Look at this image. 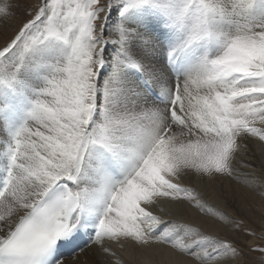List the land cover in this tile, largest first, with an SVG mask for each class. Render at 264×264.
<instances>
[{
  "label": "snow or ice",
  "instance_id": "obj_1",
  "mask_svg": "<svg viewBox=\"0 0 264 264\" xmlns=\"http://www.w3.org/2000/svg\"><path fill=\"white\" fill-rule=\"evenodd\" d=\"M246 6L43 0L25 7L28 19L0 44V81L16 80L26 54L42 45L59 42L66 54L51 65L29 119L15 132L0 179V264H126L110 243L123 248V241L171 249L195 264H239L243 249L234 239L172 219L160 205L182 212L187 202L243 230L196 185L241 180V169L253 163L241 158L250 146L258 144L264 156V23L212 28L214 18ZM116 8L119 18L110 24ZM149 8L170 32L186 33L169 39L167 53L168 38ZM14 14L11 0H3L0 19ZM213 34L221 51L181 71L178 57ZM65 247L71 255L62 254Z\"/></svg>",
  "mask_w": 264,
  "mask_h": 264
},
{
  "label": "bare ground",
  "instance_id": "obj_2",
  "mask_svg": "<svg viewBox=\"0 0 264 264\" xmlns=\"http://www.w3.org/2000/svg\"><path fill=\"white\" fill-rule=\"evenodd\" d=\"M18 1L21 0H15V2ZM15 2H12L15 9L14 16L4 18V22L6 23V25L8 24L9 28L11 29V33L12 30H15V26L13 25V17L17 16L16 13L20 12V7ZM207 2H212V0H207ZM246 4L247 6L245 8H238L237 12L227 19L214 18L212 21L213 32L215 33L218 30H230L236 23L241 22H246L253 25L264 23V0H246ZM145 13L149 16V19L152 21V23L153 21H157V19L159 20V23L160 21L162 23V21H164L165 19L162 18V16L155 9H146ZM117 19L118 17L116 16V14L115 16H109V23L114 24L116 23ZM17 29L18 27H16V30ZM165 33L168 34L169 38L173 37L175 39H183L186 35L185 32H178L175 29H173L171 32L167 29L165 30ZM0 44H2L1 37ZM221 45L222 42L220 38L217 35L213 34L211 35V37L201 40L200 45L195 46L192 44L191 46H189L185 50V52L178 57L177 65H185L187 69L195 68L199 65L204 56H208L209 58H211L217 55L221 51ZM48 47L51 48L50 46ZM194 47L201 48L200 51H197L199 52L198 54L196 52L197 55L193 54L195 51ZM63 48L64 46H62V48H59V50L62 52V55ZM52 49L51 51H48L52 52ZM55 53L53 55H56ZM18 54V52L14 51L6 62V67L9 70H11L13 62L16 60ZM42 55L40 53L38 55H35V53L26 54L25 62L17 72L16 80L12 81L11 84L0 81V89H2L3 87L13 88L16 91H29L30 89H34L38 91V95L36 96L37 99L40 95V89L43 88L46 84V77L49 76L52 65V63L45 62V58H43ZM2 74L3 72L0 71V75ZM4 129L5 127L0 120V138L7 140L8 138ZM0 154L5 155L4 150H2L1 148ZM242 159L253 160V163L251 164V166H244L241 169V180H224L222 186L220 183H217L208 188H205L202 184L196 185L197 189L201 191L204 198L208 201L209 205L213 206L215 209L222 210L234 219L239 216L241 217L242 215L247 218L250 215L256 217L261 216V211H264V199H260L261 197L263 198L264 194H262L263 192L258 191L259 188L257 186L258 183H260L261 186H264V168L261 167V162L264 161V156L261 155L258 144L250 146V148L248 149V154L244 155ZM257 178L261 179L259 180ZM246 179L254 180V186L246 183ZM160 206L168 209L171 212L172 219H175L182 223H186L190 227H200L207 232L221 237H227L228 239L230 238V236L232 237L233 235H236V231H234L230 226L224 225L218 219V215H206L198 208L189 205L187 202H185V204L183 205L184 210L182 212L173 210L167 203ZM157 214L163 215V213L159 212L158 208ZM164 218L168 219L169 216H165ZM242 236L246 237L245 235ZM235 237L237 238V235ZM243 237H241L240 239L245 240V238ZM110 243L112 244V247L115 248L123 256L126 264H195V261L190 257H180L178 256V254L172 252L171 249H162L157 246H152L149 248H139L132 245L128 241H123L122 243L124 244V247L121 248L120 245L116 244L115 242Z\"/></svg>",
  "mask_w": 264,
  "mask_h": 264
},
{
  "label": "rangeland",
  "instance_id": "obj_3",
  "mask_svg": "<svg viewBox=\"0 0 264 264\" xmlns=\"http://www.w3.org/2000/svg\"><path fill=\"white\" fill-rule=\"evenodd\" d=\"M2 1L3 0H0V3H2ZM11 2H15V0H12ZM15 3H17V5L20 7V12L16 13L17 16L13 17L14 18L13 19V23L14 24L13 23L12 24L15 26V30H12V33H11V29L9 28L8 24L6 25V23L4 22V18H2L0 20V25H1L0 26V28H1L0 29L1 36L0 37L2 38V44H3V42L5 40H8L15 33L16 27L19 28L20 25L22 24V22H24L26 19H28V15L24 14L25 7L28 6V5L38 6L39 4L43 3V0H21V1L15 2ZM30 14H31V9H29V15ZM115 14L119 18L120 14H119V9L118 8L114 9L113 11H111L109 13V16H115ZM162 18H164V17L162 16ZM15 23H17V24H15ZM153 25L156 26V21H153ZM156 27H157V30L160 31V33L166 34L165 30H167V29L163 26V21H162V23L160 21V23ZM208 37H211V35L208 36ZM208 37H205V38H208ZM169 39L172 40L173 42L180 40L178 38L175 39L173 37L169 38ZM59 44H61V43L53 42L52 45H51V43H48L46 45L40 46L39 48H37V50H34L33 52H30V53H32V54L35 53V55H38L39 53L41 55L43 54L42 56H43V58H45V62L55 64L57 62V60L61 59L66 54L64 48L62 49L63 55L61 54L62 52L59 50V48H62L63 45H59ZM200 44H201V40L193 43V45H195V46L200 45ZM48 46H50L51 48H49ZM58 46H60V47H58ZM43 48H44V50H43ZM51 49H52V52H49V51H51ZM164 49H165V47H164ZM194 49H195V51H194L193 54H195V55H197L199 53L197 51L201 50L200 47H196V48L194 47ZM58 51H60V52H58ZM55 52H57V53H55ZM165 52H166V50H165ZM196 52H197V54H196ZM54 53L56 55H53ZM60 55H62V56H60ZM47 60H49V61H47ZM177 66L181 69V71L189 70V69L186 68L185 65H180V66L177 65ZM5 67H6V65H5ZM7 70H9V69L7 68ZM243 156L244 155H242V158H243ZM257 179H259V178H257ZM257 186L259 188L258 191L263 192L262 194H264V186L263 185L261 186L260 183H258ZM260 199H264V195H263V198L261 197ZM235 219L238 220V221H242L243 222V224H242V229L243 230L240 231V232H236L237 238L235 237L236 235H233L234 237L230 236L229 239L230 240L234 239L236 241L237 246L239 248L243 249V254L240 257L239 263L243 262L242 264H264V253L253 250V249L257 248V247H264V211L263 210L261 211V216H257L256 217V216L250 215L247 218V217L242 215L241 217L239 216V217H237ZM251 233H254V234H251ZM242 235H245L246 237H243ZM241 237L245 238V240L240 239Z\"/></svg>",
  "mask_w": 264,
  "mask_h": 264
}]
</instances>
